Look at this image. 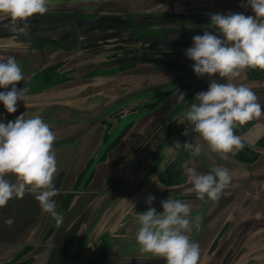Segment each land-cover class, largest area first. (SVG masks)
<instances>
[{
	"label": "rangeland",
	"instance_id": "1",
	"mask_svg": "<svg viewBox=\"0 0 264 264\" xmlns=\"http://www.w3.org/2000/svg\"><path fill=\"white\" fill-rule=\"evenodd\" d=\"M124 1L47 0L48 11L43 15L37 14L29 20V23L36 25L32 34L34 41L30 42V45L36 43L37 45L33 48L29 47L34 55L32 61L23 62L24 64L21 65L22 70H27L26 74H23L24 80L19 84H24L26 87L30 80V89L36 91L39 89L36 86L40 82L41 75L32 77L34 69L60 63V70H66L76 77V80L62 84L59 88L71 87L76 91L73 95L81 99L79 100L81 106L79 105L77 111L72 110L71 116L77 115L79 118L78 127L81 132L84 131L85 125H92L94 140L89 147L84 145L82 152L74 157L77 144L72 143L70 146L73 150L68 158V171L64 175L61 189L65 194L62 193L64 208L70 207L75 194L86 193L85 196L91 203L98 200L101 204L97 206L98 213L95 220L108 213L106 226L112 231L104 232L98 237L94 253L85 264H95L98 256L110 250L109 257L103 263L106 264L114 246H116V256L121 253V248L124 252L133 248L139 250L135 240L139 227L136 217L139 213L148 210L149 206L145 201L149 194L155 196L156 200H167L169 197L180 199L186 196L184 195L186 182L168 186L161 181V175L165 171L169 172L171 168L180 172L179 179H182L181 171L186 175L185 165L198 170L197 158L191 156L182 146L187 140V136L182 134V130L186 128V124L182 123L184 113L175 117V127L180 130L178 134L170 130L171 121H168L173 111L171 109L181 102L180 93L188 96L190 90L204 78L197 77L193 71L194 61L181 51L186 52L192 47L193 37L203 35L205 30L212 31L217 36L221 35L211 29L210 14L216 12L192 13L191 17H188L189 13L175 14L172 9L170 12H159L160 10L139 12L132 8L135 6H127ZM157 2L162 4L161 0ZM61 10H73L74 13ZM82 10L92 12H89L91 13L89 15L85 12L81 13ZM128 10L136 13H129ZM85 15L88 16L84 17ZM5 17L8 16L0 14V20ZM61 18L69 20L59 21ZM189 20L199 25L188 28L185 21ZM169 31H173L171 38L164 34ZM90 37L94 39L93 42ZM133 39L135 43L132 45ZM155 39L159 42L154 43ZM131 48H135L136 52L131 53L133 50ZM41 52L43 56H40ZM15 54L18 53H13ZM35 55L37 61L33 60ZM15 58L22 59L21 56ZM246 71L247 69L245 74ZM205 79L211 80L214 77H205ZM163 91L172 92L163 95ZM156 100L160 101L157 111L144 109ZM37 102V99L29 100L28 104ZM118 112L123 114L122 121L118 120L120 119ZM131 119H135L134 124L113 148L111 140ZM50 128L54 129V126ZM172 135H174V143L167 150L169 152H166L162 150L163 146ZM177 141L180 146H175ZM58 144L54 143V145ZM255 149L260 154L257 162L253 163L257 176L252 179V183L244 185L243 188L222 191L219 198L238 199L239 203L235 206L237 216L232 217L227 223H224V218H219L217 223H214L216 226L224 224L221 230L223 236L221 232L215 242L211 243L214 240L212 238L205 243L202 242L205 250L200 251L198 264H264V147ZM178 151L181 152L174 157ZM230 155L236 157L235 152ZM75 162L78 165L75 172H72L74 177L71 178V169ZM154 167L157 169L154 170ZM135 173L137 174L134 180L132 175ZM150 184L153 186L150 187ZM156 184L159 188H156ZM148 186L149 188H145ZM226 188L229 189V186ZM182 189L184 193H180ZM139 190L143 191L142 195H145L143 198L135 194ZM131 197H134L133 200L137 198L142 200H139L137 205H133L134 210L126 211L124 206L128 203L126 199ZM89 208L86 205L82 211H77L80 219L89 215H87ZM211 209L212 211L217 209L214 212L217 214L220 209L218 203H214ZM221 211L226 216L233 214L234 206ZM209 219L211 216L207 218L206 224L209 223ZM128 224L135 227L131 234L126 233L130 229L127 230ZM60 233L49 264L65 263L70 236L63 231ZM75 233L76 228L72 236H75ZM86 234L89 236L91 230L86 231ZM125 234L126 238L122 237L123 241L119 240L120 236ZM31 249H33L32 244L29 245V250ZM23 252L19 254L17 260L9 264L32 263L31 256L28 257L30 259H23L26 254L25 251ZM115 255L114 258H117Z\"/></svg>",
	"mask_w": 264,
	"mask_h": 264
},
{
	"label": "clouds",
	"instance_id": "2",
	"mask_svg": "<svg viewBox=\"0 0 264 264\" xmlns=\"http://www.w3.org/2000/svg\"><path fill=\"white\" fill-rule=\"evenodd\" d=\"M241 7L251 8L254 15L243 13L210 14L211 29L193 37V46L185 55L194 61L197 77L211 79L207 91L195 96V103L183 114L186 124L183 135L194 133L193 140H186L183 148L194 157L206 149L226 158L227 154L242 150L244 143L234 134L236 126L259 119L262 105L256 93L249 87L234 83L245 69L264 71V0H246ZM48 11L47 0H0V14L8 16L5 27L9 30H27L30 18ZM24 80L21 67L15 57L0 60V102L7 113L18 111V101H25L27 89L17 84ZM10 87V90H8ZM179 100H185L180 93ZM27 112L14 121L0 122V208L13 198L22 199L32 194L43 212L59 224L62 218L56 211L58 195L54 186L57 159L55 133L41 116L27 117ZM198 140L200 142H194ZM179 141L175 146H180ZM188 182L197 197L217 201L232 177L228 169L213 166L208 173H199L185 166ZM11 177H15V182ZM155 196L149 194L145 203L148 210L136 217L138 229L135 240L141 253H150L165 259L166 264H198L199 244L191 240L194 227L199 228L200 218L191 219L187 203L170 197L161 201L162 213L152 207ZM5 223L11 225L12 219Z\"/></svg>",
	"mask_w": 264,
	"mask_h": 264
},
{
	"label": "crops",
	"instance_id": "3",
	"mask_svg": "<svg viewBox=\"0 0 264 264\" xmlns=\"http://www.w3.org/2000/svg\"><path fill=\"white\" fill-rule=\"evenodd\" d=\"M157 1L159 0H125L124 3L127 6H135L132 8L134 10L137 9L139 12L144 10L148 12H153L155 10H160L159 12H170V10L172 9L173 13L175 14L189 13L188 17H191L192 13L206 14L212 12L225 14L238 12L243 13L244 15H254V12L251 10L250 7H241L242 2H246V0H161L162 4H158ZM61 11L74 13L73 10ZM80 12H85L90 15L91 13L89 12L92 11L82 10ZM128 12L136 13L130 12L129 10ZM86 16L88 15H85L84 17ZM8 19V17H5V19L0 20V60L6 61L9 56H21L22 59L15 58L18 65L21 67V65L27 63V61H32L33 52L31 51L32 49L30 50L29 47L32 46V44L30 45V42L32 43V41H34L32 34H34V29L36 25H32L31 23H29L27 30L24 32H21L19 30L12 31L4 26L7 24ZM64 20L67 21L69 19H59V21ZM192 21L193 20L185 21L188 28H193L199 25L192 23ZM133 24H135V22H133ZM160 27H163V25H160ZM79 28H81L80 24ZM190 30L192 31V29ZM173 31H169L168 33L164 34L168 36V38H171ZM161 37H163L162 33ZM90 39L92 40V42L94 41L93 38L90 37ZM63 42L65 44V40ZM132 42L133 45L135 43V40L133 39ZM158 42L159 40H154V43ZM120 44H126V42H120ZM191 44L193 45V42ZM34 45L36 46L37 43ZM40 45H42V43ZM33 46L31 48H33ZM131 49H133L131 53L136 52V50H134L135 48ZM140 51L142 50L140 49ZM181 52L182 54H185V51ZM13 53L18 54L13 55ZM138 53L142 54L139 51ZM40 56H43L42 52L40 53ZM51 56L52 55H49V57ZM37 59L38 58L35 55V59L33 60L37 61ZM184 62L185 60H183V63ZM26 70H22L23 74H26ZM245 70L242 72L241 77H238L234 80V83H236L237 85L243 84L251 88L256 93L257 97L261 99V101H264V79L254 80L247 75V71L245 74ZM17 87L19 89H23L25 85L18 83ZM59 87L60 86H52L48 89H38L36 91H32L27 85L25 87L27 89V92L25 93V101H18V111L13 114L7 113L3 103L0 102V122L7 123L8 121H14L19 115L27 112L28 115L26 118H31L36 115H40L44 122L47 123L50 127L54 126V129L51 128V130L55 133L56 136L55 143L59 144L53 146L56 151L57 159V172L55 174L53 183L58 191V195L53 199L56 201V211L62 218V222L58 224L56 220L53 219L48 213H45L41 210L38 201L35 200L32 194H26L22 199H11L5 207L0 208V264H9L14 262V260H17L19 254L24 253L23 251H25L26 253L25 255L23 254L24 260L30 259L28 258L29 256H31V259H33L32 263L29 264H49L52 258L51 256L53 255L55 250V243L56 241H58V237L61 235L60 231L66 232L68 233V236H70L69 248L64 264H85V262H87L91 255L94 253V249L96 246L95 243L98 237L101 236L104 232L111 233L112 231L111 229H107L106 226V222L108 221L107 212L104 213L102 217L100 216L95 220L96 214L98 213L97 206H99L100 202L97 200L91 203L87 196H85L86 193L75 194L72 198L73 201H71L70 207H63L62 202L64 200V196L62 195L63 192L61 189L62 181L65 179L64 175L68 171V158L73 150L70 146L72 145V143L77 144H75V157L82 152L84 145L86 147H89V144H91L92 140L94 139H92V125H85L84 131L81 132V129H79L78 127L80 126L79 118L77 117V115L71 116V111H77L78 108L81 106V103L79 102V100L81 99H78L77 95H73L74 93H76V91L72 90L71 87ZM8 90H10V87ZM0 91H5V89L0 88ZM35 98L38 100L37 103L28 104L29 100H36ZM83 106L87 108L86 105ZM190 106L191 105L189 104L187 106L179 108V110L176 112V116L184 113L190 108ZM254 121V125L244 134L243 139L249 144V146L253 148H258L256 143L261 137L264 136V113L262 112L261 117L259 119H254ZM182 131L183 134L185 129ZM178 133L179 132H176L175 134ZM194 136V133L190 134L189 136H187V140L194 139ZM173 138L174 135H172V138L167 141L168 143L166 142L164 144L162 150L169 152L167 150H169L171 148V144L174 143ZM92 148L90 149V151L92 150ZM180 152L181 151H178L174 155V157L179 155ZM196 158L198 161V163L196 164L198 165L197 172L199 173L203 174L210 172L213 165L224 167L229 170L232 180L228 185L229 189L225 188V191H232L237 188H243L244 185L252 183V179L257 176V172L253 168L254 162L251 164L245 163L230 154H227L226 158H222L220 154L213 153L210 150L206 149L204 152L201 153L199 157ZM77 165L78 164L75 162V164L72 166V171L70 174L71 178L74 177L72 172H75ZM137 173L132 175V178H134V180L136 179ZM11 179L13 182H15V177H11ZM56 181L57 185H55ZM158 184L155 185L156 188H159ZM149 186L152 187L153 184H150ZM149 186L145 188H149ZM184 186H187L185 188V193L183 192L184 189H182L180 193H184V195L186 196L178 200H181L182 202L187 203L190 206L191 219L193 221H195L196 217L200 218L199 228L197 229L194 227L193 233L191 234V240L193 242L198 243L200 251H203L205 249L202 246V242L205 243L208 239L210 240L211 238L212 240L214 239L211 243L215 242L216 237L219 235V233L221 234V232V236H223V231L221 230L224 224L221 223L219 226H216V224L214 223H217L219 218H224V223H227L228 221L232 220V217L234 218V216H237V208L235 209V206L238 205L239 201L238 199H232L231 197L219 198L217 201L213 202L207 197H205L204 200H201L194 194V191L192 190V185L188 182V179ZM74 190L76 191L75 187ZM142 192L143 191L139 190L135 192V194L143 198L145 195H142ZM133 198L134 197L126 199L128 201V203L124 205L126 206V211L134 210L135 208L133 207V205H137L139 203V200H142L140 198L133 200ZM161 201L162 200L155 199L152 204V207H154L158 213L163 212ZM214 203H218V209L220 208L217 214L214 213L217 209L214 211H212L211 209ZM86 205L87 207H90L87 210V215H89L85 216L84 219H80L79 214H77V211H82L83 207ZM232 205L234 206V213H230V215H227L229 217H227L226 214L222 213L221 210L227 207H229L230 209ZM79 206L81 207L79 208ZM209 216H211V219H209V223L206 224L205 222L207 221V218ZM8 219H12L14 223L11 225L5 223V221ZM75 228V236H72V233ZM213 228L216 229L214 230ZM89 230H91V234L88 236L86 234V231ZM127 230L128 231H126V233L131 234L132 232H134L135 227H132V225L128 224ZM126 236V234L121 235V238L119 240L123 241L122 239L126 238ZM211 243L209 244V250L211 248ZM30 244L33 245V249L31 250H29ZM115 248L116 246L113 247V253L111 254V257L109 258L106 264H166L164 258L153 256L150 253H141L135 248H133V250H127L125 252L121 248V253L116 256ZM114 255L117 258H114Z\"/></svg>",
	"mask_w": 264,
	"mask_h": 264
},
{
	"label": "trees",
	"instance_id": "4",
	"mask_svg": "<svg viewBox=\"0 0 264 264\" xmlns=\"http://www.w3.org/2000/svg\"><path fill=\"white\" fill-rule=\"evenodd\" d=\"M222 14H225V13H222ZM225 15H227V13ZM60 67H61V64L56 62V63L50 64V65H48L42 69H34V71L32 72V75H31L32 77L36 76V75H41L40 82L38 83V86H36V87H38L39 89H48L49 87H52V86L53 87L54 86H61L62 84H69L71 82H75L76 77L71 75L66 70L61 71ZM65 73H67L68 75ZM92 73H94V72H92ZM247 74L249 75V77H251L254 80L264 79V71H262L258 68L257 69H247ZM214 79H216L218 82H221V83L226 82L225 80L220 79L218 75L216 77H214ZM210 81L211 80L205 79V77H204L201 81H199L193 87L192 90H190V92L188 93V96L185 95V100L177 103L176 106L173 109H171L173 111L171 113V116L168 118V121H171L170 122V127H171L170 130L172 129L174 131V133L180 132V130L175 127L176 126V121H175L176 120L175 119L176 112L179 110V108L184 107L189 103L195 102V100H194L195 96L199 92L208 90ZM28 86L29 87L31 86L30 80H28ZM163 92H164L163 93V95H164V94L170 93L172 91H163ZM163 95H161V96H163ZM258 102L262 105V112L264 113V101L258 100ZM159 103H160V101L158 102V100H156V101L152 102L151 104H149L144 109H148L149 111L155 112V111H157V108L160 106ZM118 113L120 116V119L118 118V120L122 121L123 114H122V112H118ZM134 120L135 119L129 120L127 122V125L111 140L112 147L115 145L117 146L119 144L121 138L125 136V134L130 130V128L134 124ZM254 123H255V121L252 120L243 126H236L234 129V134L239 136L245 145L242 150L235 151L236 158H238L239 160H241L243 162L253 163L260 158L259 152H257V150L255 148L249 146V144L243 139L244 134L254 125ZM115 147H113V148H115ZM257 147L258 148L264 147V136L258 140ZM155 168L156 167H154V170H155ZM177 171L178 170H176L175 168H171L169 170V172L165 171L161 175V181L168 186L178 184L179 182L181 184L187 182V175H185L184 172L181 171L182 172V179L181 178L179 179L178 176H179L180 172H177ZM194 194H195V192H194ZM109 255H110V250L106 251L102 255L98 256L96 258L97 261L94 263L95 264H103L104 261L109 257Z\"/></svg>",
	"mask_w": 264,
	"mask_h": 264
}]
</instances>
